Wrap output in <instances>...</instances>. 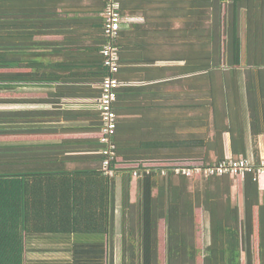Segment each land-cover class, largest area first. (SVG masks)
Segmentation results:
<instances>
[{
    "label": "trees",
    "instance_id": "16d2710c",
    "mask_svg": "<svg viewBox=\"0 0 264 264\" xmlns=\"http://www.w3.org/2000/svg\"><path fill=\"white\" fill-rule=\"evenodd\" d=\"M180 11L178 26L168 20L161 28L172 47L166 59L184 64L166 69L153 64L151 73L160 76L167 70L169 77L184 75V99L189 105L191 101L198 104L201 112H186L189 116L177 122L182 127L168 126L166 137L165 127L157 121L152 124L153 140L123 143L118 140L121 129L130 126L120 122L115 103L117 148L108 167L111 173L103 165V121L91 146L93 155L71 157L64 139L51 143L20 139L48 132L47 127H26L46 123V109L0 110V264H160L162 221L166 224L165 264H264V195L261 202L255 173L246 174L243 211L247 218L242 221V208L230 197L224 203L214 192L207 198L202 192L194 194L191 177L176 172L178 167L224 160L225 132L231 133L235 158H249V128L254 137L264 134V0H183ZM5 18L0 11V104L29 100L13 92L24 76L7 71V40L1 38L9 24ZM91 70L102 83L109 73L103 55ZM118 72L115 76L120 79ZM56 78L64 81L61 75ZM93 89V95L102 94L101 84ZM59 92L60 98L73 94ZM182 131L183 137L178 136ZM141 154L168 159L162 165H132L124 160ZM251 160L258 165L260 157ZM134 177L137 196L133 202ZM119 182L123 190L118 223ZM198 206L209 215V244L202 238L208 230L200 227ZM52 252L60 253L59 257L35 256Z\"/></svg>",
    "mask_w": 264,
    "mask_h": 264
},
{
    "label": "crops",
    "instance_id": "0c3cea01",
    "mask_svg": "<svg viewBox=\"0 0 264 264\" xmlns=\"http://www.w3.org/2000/svg\"><path fill=\"white\" fill-rule=\"evenodd\" d=\"M119 2L124 19L117 39L121 69L118 73L123 85L119 88L120 95L117 96L115 103L117 112H120V122L124 121L130 128L121 129L122 135L118 140L123 143L128 141L134 144L144 143L156 138L151 134L153 123L158 121L163 124L166 137L168 126L176 125L178 119L185 114L189 116L186 112H200L198 104L191 101L189 105L184 99L182 88L184 75L169 77L167 70L160 76H153L151 73L153 64L164 69L184 64V61L166 59L169 48L164 36L165 31L163 27L161 28V23L168 20L174 21L177 26L181 19L177 11L181 12L183 0H119ZM105 4V0H0L1 16L6 14L5 19L9 21L2 30V34L6 36L1 37L2 40H7L6 63L10 66L7 71L24 76L22 81L16 82L17 87L13 92L17 98L29 99L18 103H2L0 110L48 111L46 123L39 121L26 126L47 127L48 132L21 135L20 139L49 143L64 139L67 155L71 157L93 155L91 146H94L93 141L99 137L97 129L102 123L98 104L102 94L99 97L92 94L93 87L100 86L101 82L96 81L97 77L91 68L95 66L98 56L103 55L102 49L106 43L102 15ZM169 9L173 10L171 14H168ZM14 21L20 24V28L13 25ZM21 36L26 39L20 41L18 38ZM243 39L245 42V29ZM4 50L2 43L1 56ZM155 55L157 58L154 62ZM41 75L47 76V80H41ZM60 75L64 78L63 82L56 78ZM94 77L96 78L93 79ZM59 91L66 93L72 91L73 94L60 98ZM243 95L245 109L248 111L246 93ZM212 112L215 111L212 109ZM178 127L182 125L178 123L176 128ZM176 133L179 132L176 130ZM183 134L184 131L178 136ZM223 141L225 159L235 158L230 132L224 133ZM247 153L250 159H255L257 155L260 159L264 158V134L254 137L249 128ZM164 158L167 157L150 158L141 154L124 160H128L132 165L141 162L162 165L166 164L162 162L166 160ZM193 158L202 160L204 157L194 155ZM254 180L258 182L262 202L264 175L255 174ZM190 181L194 194L202 192L207 198L214 192L224 203L230 197L241 206L242 221L247 218L243 211L246 174L192 176ZM195 209L197 219L201 222L200 227L208 230L207 233H202V238L209 244L211 243L209 215L202 206ZM224 210L225 208H221L222 212ZM160 227L163 237L160 238L159 254L160 260L165 264L164 221L160 223Z\"/></svg>",
    "mask_w": 264,
    "mask_h": 264
},
{
    "label": "built area",
    "instance_id": "2783aa9c",
    "mask_svg": "<svg viewBox=\"0 0 264 264\" xmlns=\"http://www.w3.org/2000/svg\"><path fill=\"white\" fill-rule=\"evenodd\" d=\"M105 9L103 11L104 18V35L107 41L102 49V54L105 57V65L108 68V74L101 83L102 95L98 101L99 109L102 115V133L101 142L105 144L102 151L105 159L103 165L108 169L111 160L116 153V145L113 142V136L117 128L118 115L115 109L117 100V90L123 85V82L118 79L115 74L120 68L119 47L117 39L119 37L123 22L121 13V5L119 0H105ZM177 173H183L188 176H222L226 174L244 175L248 173L264 175V158L260 159L259 164H254L251 159L246 157L228 158L218 163L209 166L194 165L190 167H178Z\"/></svg>",
    "mask_w": 264,
    "mask_h": 264
},
{
    "label": "rangeland",
    "instance_id": "374dc122",
    "mask_svg": "<svg viewBox=\"0 0 264 264\" xmlns=\"http://www.w3.org/2000/svg\"><path fill=\"white\" fill-rule=\"evenodd\" d=\"M179 25V23L177 24V26ZM169 49H171L172 47L168 46ZM201 112V111H200ZM198 112H191L190 114H197ZM150 165H153V164H150ZM136 180V177H134V180L133 182L131 183V188H130V198H131V201H136V196H137V182L135 181ZM122 190H123V187H122V184L121 182L118 183L117 185V201L119 202V208L117 209V213H118V223L119 221H121V212H122V208L120 207V202L122 200ZM60 253H49V254H42V253H37L35 254V256L37 257H47V256H50L51 258H57L59 257ZM163 262L161 261L160 264H162Z\"/></svg>",
    "mask_w": 264,
    "mask_h": 264
}]
</instances>
